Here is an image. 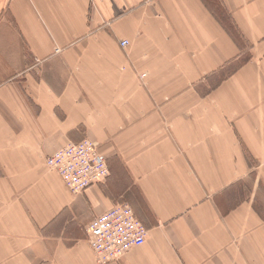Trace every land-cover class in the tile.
I'll return each mask as SVG.
<instances>
[{
	"label": "crops",
	"instance_id": "1",
	"mask_svg": "<svg viewBox=\"0 0 264 264\" xmlns=\"http://www.w3.org/2000/svg\"><path fill=\"white\" fill-rule=\"evenodd\" d=\"M0 83V264H98L121 202L149 233L109 264H264V0H0ZM85 138L76 195L45 159Z\"/></svg>",
	"mask_w": 264,
	"mask_h": 264
},
{
	"label": "built area",
	"instance_id": "2",
	"mask_svg": "<svg viewBox=\"0 0 264 264\" xmlns=\"http://www.w3.org/2000/svg\"><path fill=\"white\" fill-rule=\"evenodd\" d=\"M120 44L125 48L130 41L122 38ZM45 161L48 169L57 172L67 188L76 195L82 194L95 183L104 182L110 174L107 159L101 154L99 144L90 138L68 144L47 156ZM86 231L98 264L120 260L132 248L142 246L149 233L127 202L118 203L97 216Z\"/></svg>",
	"mask_w": 264,
	"mask_h": 264
}]
</instances>
